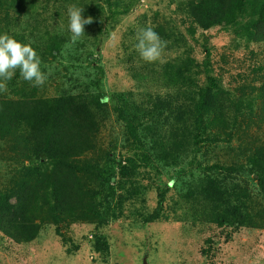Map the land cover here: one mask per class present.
Returning a JSON list of instances; mask_svg holds the SVG:
<instances>
[{
  "label": "rangeland",
  "instance_id": "obj_1",
  "mask_svg": "<svg viewBox=\"0 0 264 264\" xmlns=\"http://www.w3.org/2000/svg\"><path fill=\"white\" fill-rule=\"evenodd\" d=\"M70 5L75 3L39 0L37 18L47 20L50 28L56 26L60 31H70ZM95 6L101 9L98 27L102 26V31L95 29L96 21L85 25V33L75 42L85 51L94 53V58L75 56L70 49L71 44H75L71 42L72 34L64 32L63 40L57 43L61 49L59 53L45 45L41 70L46 76L60 73L69 85L79 79L92 90L99 83L97 79H101L100 86L107 97L108 106L101 113L103 118L99 121L101 126L95 148L86 154L87 158L94 160L97 166L94 165L100 171L98 178L104 182L93 185L97 208L100 209L99 218L97 221L95 219L94 224L86 221L74 225L62 223L59 228L63 236L58 235L52 225L40 226L41 221L36 218L33 240L26 243H20L16 233L14 235L9 231V221L6 227L8 232L0 230V264H144L145 259L147 264H264V245L260 244L257 234L248 229L258 214L247 216L245 225L240 229L231 225L210 229L199 222L200 210L196 207L202 203L196 205L192 193L212 175L221 179L224 177L229 182H242L255 202L262 203L257 188L256 165L249 155L251 149L263 141L264 131L259 123L251 126L249 132L242 130L250 123L248 118L259 112L264 94L251 86L247 87L248 93L243 96L234 90L236 86L230 84L228 70H214L221 80V89L232 95V101L243 103L240 112L232 114L235 119L232 118L231 122L229 118L225 121L213 119L209 123L187 120L189 131L181 121L167 113L156 116L151 111L145 113L150 106L144 100H148L152 92L165 99L169 95L184 110L188 109L189 115H195L198 95L207 84L205 76L198 75L192 69L193 80L187 79L169 88V82L163 76L166 72L163 67L171 63L172 57L179 56V52L174 54L164 50L162 61L147 63L135 49L138 30L151 27L156 13L160 18L156 22L159 23L171 17L175 7L170 0H139L127 14L124 13V6H116L123 12L112 14L111 10L117 11L115 4L111 10L106 0ZM38 35L41 37L42 34ZM187 38L188 43L182 50L187 53L191 51L199 63H203L206 57V47L212 51L214 61L226 55L233 66L240 65L243 58L248 61L252 50L257 52L259 48L263 49L262 45L254 44V38L239 29L234 32L233 29L213 27L208 32H202L197 28L195 36ZM92 60H98L97 64L103 72H99ZM222 66L227 68L225 64ZM238 68L244 69V64ZM145 69L150 70L149 76ZM58 75L52 79L57 81ZM131 92L133 99L140 95L144 102L125 108L124 100L130 99ZM95 93L98 95L99 91ZM3 98L8 106L18 102V98L7 90L0 92V99ZM229 104L232 102L229 101ZM115 107H121L130 118L143 123L138 128L140 135H146L149 127L159 132L160 137L156 139L158 147L151 144L149 136L146 144L156 172L144 162L142 151L130 138ZM217 115H221L219 110ZM256 121L255 118L253 123ZM204 128L207 131L204 132ZM3 143L0 142V145L6 149L0 157V187L3 181L9 179L7 172L14 174L9 160L14 149ZM20 148L23 153L24 147ZM25 163L27 166L35 163L46 176L53 172L49 165L36 157L32 163ZM211 168L216 171L212 172ZM180 170L185 172L181 177L177 174ZM168 183L171 190L161 217L154 223H147V218L158 208V187L166 188ZM28 190L30 193L43 190L45 199H50L51 188L44 183L38 189ZM186 195L190 197L188 200L184 199ZM80 200L75 202L79 204V209L74 213L79 217L87 208V201L84 198ZM124 202V206H120ZM186 202H190V205H186ZM12 203L17 204V199H13ZM202 228L204 232H201ZM211 237L213 243L206 244V239ZM255 245L259 250H253ZM203 250L209 254L204 255Z\"/></svg>",
  "mask_w": 264,
  "mask_h": 264
},
{
  "label": "trees",
  "instance_id": "obj_2",
  "mask_svg": "<svg viewBox=\"0 0 264 264\" xmlns=\"http://www.w3.org/2000/svg\"><path fill=\"white\" fill-rule=\"evenodd\" d=\"M54 1L75 3L76 6L84 9V18L92 16L93 22L96 21L95 29L102 31V26L98 27L101 9L95 6L102 0ZM138 1L106 0V3L109 5V9L115 4L117 11L113 12L110 9L112 14L123 12L116 6H124V13L127 14ZM170 3L175 7L172 16L164 18L159 23L156 22V20H160L156 13L153 15V25L151 26L164 41H167L165 51L174 54L179 52V56L172 57L171 63L168 62L163 67V70L166 71L163 76L169 82L167 87L175 86L181 81L186 82L187 79L193 80L192 69L198 75H204L207 84L201 88L198 95L195 115H189L188 109L184 110L183 106L176 100L173 101L169 95L168 99H165L159 94L155 96L152 92L149 94V99L144 100L148 101L150 106L144 112L151 111L153 116L158 113H167L174 116L175 120L181 121L189 131L190 124L187 120L203 123L208 121L209 123L213 119L225 121L226 118H229L231 122L234 117L232 114L240 112L243 103L232 101V95L221 89V80L214 70H228L230 84L236 86L237 88L234 90L243 96L248 93L247 87L251 86L264 94V0H170ZM38 4L39 0H0V35L8 34L22 44H30L41 59L45 45L51 46L53 52L59 53L61 49L57 43L63 40L62 34L69 32L71 35L72 33L67 29L60 31L56 26L50 28L47 25V20H39L37 18ZM213 27L223 30L233 29L234 32L239 29L247 36L254 38V44L262 45L263 49L259 48L257 52L252 50L248 61L242 59L244 69L238 68L242 63L233 66L230 61H227L226 55L214 61L212 51L207 47L203 63H199L197 57L191 55V51L187 53L182 50L183 46L188 43L187 37L193 38L197 28H200L202 32H208ZM38 32L42 34L41 37ZM70 49L75 53V56L94 58V53L85 51L77 43L71 44ZM97 62L98 60H92L99 72H103ZM223 64L227 68H224ZM145 70L149 76L150 70ZM152 72L154 74V71ZM57 74H59L58 80L54 81L52 78ZM97 80L99 83L92 90L89 86L81 83L79 79L69 85L64 76L55 72V74H47L43 86L33 87L32 83L23 80L19 71H16L14 78L7 82V91L18 98V102L8 106L5 104L4 98L0 99V142H4L5 146L8 144V148L14 149L9 157L14 174L7 172L9 179L3 181L2 187H0V230L7 233L6 227L10 221L11 229L9 231L14 235L16 233L15 236L20 243L33 240L36 218L40 219V226H54L56 233L60 236H63L59 228L62 223L74 225L86 221L85 223L94 224L99 218L100 209L97 208L93 185L104 182L98 178L97 173L100 171L94 160L86 156L90 150L95 148V139L101 126L99 121H101L100 118H103L101 113L108 106L107 99H104L107 97L100 86L101 79ZM246 82L251 83L246 84ZM95 91H99V94L97 95ZM0 92L3 91L0 90ZM144 101L140 95H136L133 99L131 92L130 99L124 100L125 108L131 104L139 106ZM229 101L232 104H229ZM114 110L118 114V118L125 123L130 138L142 151L144 162L156 172L157 168L150 161V150L146 144L149 136L151 144L158 147L156 139L160 137L159 132L149 127L146 129V135H140L138 128L143 125L141 121L130 118L129 114L127 115L121 107H115ZM218 110L221 115H217ZM256 115L248 118L250 123L242 131L249 132L250 127H254L257 123L262 125L264 131V102ZM255 118L257 121L253 123ZM205 131L207 130L204 128ZM10 136H14V138H10ZM20 146L24 147L23 153ZM5 149L6 147L3 148L0 145V157ZM34 157L51 167L53 172L47 175L49 178L35 163L27 166L25 161L32 163ZM249 157L251 162L256 165L257 188L262 203L261 201L260 203L255 202L252 194L242 182L238 180L229 182L224 177L221 179L212 175H209L207 181L192 193L195 197L194 203L196 205L202 203L196 207L200 210L199 222L210 229L224 228L229 225L240 229L245 225L247 216L258 214L257 218L252 215V218L255 219L248 229L252 230L251 233L257 234V238L263 246L264 136L263 141L251 149ZM163 163L166 162L161 164ZM211 171L216 170L211 168ZM184 173L180 170L177 174L181 177ZM43 183L51 188L49 200L45 199L46 194L43 190H36L34 193H30L28 190L30 188L38 189ZM165 187H158V208L147 218V223H154L161 217L167 195L171 190L169 183ZM15 198L17 204L12 203ZM81 198L87 201V208L84 214L79 217L74 215L79 209V204L75 202L77 199L81 202ZM189 198L188 195L184 197L185 200ZM72 201L73 204H71ZM125 202L120 203V206H124ZM185 204L190 205V202ZM202 231L204 232V228L201 229ZM205 243L211 245L213 238L206 239ZM209 248L210 246H208ZM253 250L259 249L255 245ZM203 254L207 255L209 252L203 250ZM253 254H257V252Z\"/></svg>",
  "mask_w": 264,
  "mask_h": 264
},
{
  "label": "clouds",
  "instance_id": "obj_3",
  "mask_svg": "<svg viewBox=\"0 0 264 264\" xmlns=\"http://www.w3.org/2000/svg\"><path fill=\"white\" fill-rule=\"evenodd\" d=\"M83 11L84 9L76 5L68 7L72 43L85 33V25L93 23L92 17L84 18ZM136 41L135 49L143 61L147 63L162 61L167 41H164L151 27L138 30ZM41 63L36 50L30 44H22L8 34L0 35V90H7V82L14 78L17 70L20 77L32 83L33 87L43 86L47 76L41 70Z\"/></svg>",
  "mask_w": 264,
  "mask_h": 264
},
{
  "label": "water",
  "instance_id": "obj_4",
  "mask_svg": "<svg viewBox=\"0 0 264 264\" xmlns=\"http://www.w3.org/2000/svg\"><path fill=\"white\" fill-rule=\"evenodd\" d=\"M144 264H147V260L146 259L144 260Z\"/></svg>",
  "mask_w": 264,
  "mask_h": 264
}]
</instances>
